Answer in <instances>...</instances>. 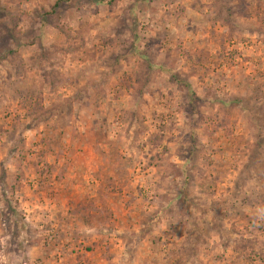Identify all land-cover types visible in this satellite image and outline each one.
Masks as SVG:
<instances>
[{
  "label": "rangeland",
  "instance_id": "1",
  "mask_svg": "<svg viewBox=\"0 0 264 264\" xmlns=\"http://www.w3.org/2000/svg\"><path fill=\"white\" fill-rule=\"evenodd\" d=\"M0 264H264V0H0Z\"/></svg>",
  "mask_w": 264,
  "mask_h": 264
}]
</instances>
